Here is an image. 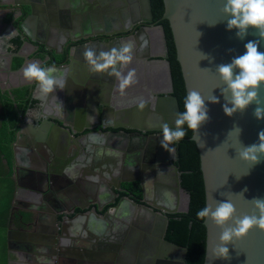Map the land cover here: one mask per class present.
<instances>
[{"label":"crops","instance_id":"1","mask_svg":"<svg viewBox=\"0 0 264 264\" xmlns=\"http://www.w3.org/2000/svg\"><path fill=\"white\" fill-rule=\"evenodd\" d=\"M27 1L0 0V98L8 100L16 112L19 103L29 91L27 106L19 116L18 123L10 126L15 129L14 140L18 139L15 144L14 140L10 144V161L8 162L7 157L0 154V190L4 189L8 195L4 203L0 201V231L3 236L2 241L5 246L7 245L5 264H59L58 261L55 262L56 255L52 243L42 232L49 223L50 213L53 212V208L60 206L63 209L74 206L76 211H80L77 205L87 204L89 207L94 205L95 199H104L106 191L102 181L106 180V175L103 172V176L99 178V171L95 167L92 173L96 174H91L89 169H83L87 166L83 162L79 165L73 164L70 171H63L60 174L48 173L45 157L29 144L40 135L39 131H36L39 120L43 115L65 118V129H72L70 135L66 134L68 140L78 134L75 128L79 126L83 128L85 122L91 124L90 129L83 128V131L90 133L82 137L88 141L90 149H100L101 144L108 146L107 143L121 145L123 142L126 145L130 141V137L106 138L95 132V129H99L97 117L104 106L98 101L108 103V110L103 112L106 121L122 122L126 131L134 130L132 128L134 124H141L144 127L152 125L153 116H156L162 124L169 114L166 105H161L155 110L154 103H159L158 97L165 95L169 90L163 61L164 40L158 28L153 26L145 28L138 34L137 31L131 35L116 33L117 40L111 44L108 42L106 46L102 42L107 39L101 35L96 36V42H85L84 33L88 31L100 33L124 29L131 20V15L135 12L138 14L141 0H49L48 4L43 0H31L34 13L31 18L23 20L25 14L18 15L16 11L18 6ZM16 36L20 38L17 47L14 41ZM141 37L148 42L143 52L139 50ZM69 41L72 58L63 69H57L56 72L58 77L66 80L65 88L57 89L46 98L42 97L37 83L27 82L22 70L28 63L34 61L39 62L42 67H51L49 60L44 61L46 57L43 52L57 56L55 54L63 51ZM127 41L135 44L134 58L131 64L123 69V73L126 75L129 69H135L138 83L121 94L119 81L115 77L89 71L83 53L86 47L107 51ZM79 43L82 46H78ZM74 44L76 45L73 47ZM17 59L20 60L19 65H16ZM114 87H117L115 92ZM30 99L34 101L33 105L30 104ZM87 101L93 104L86 105ZM141 101L144 102L142 109L139 107ZM93 118L94 122H92ZM6 125L7 119L3 116L0 106V129L1 126L7 130L11 129L10 124ZM19 125L21 130L16 136ZM47 128L49 132L46 138L54 152L53 155L63 160L69 152V148L65 146L63 148L64 133H61L62 129L58 126L50 127L48 124ZM138 140L146 147V141H141L140 138ZM14 145L15 151L12 149ZM107 150L116 163L110 179L122 172L125 177H134L135 165L130 160L132 158L128 157V160L123 162L122 150L116 153L113 149ZM93 159L97 161L94 156ZM143 177V191L147 198L153 199L157 196L162 200L171 195L163 177L154 180L148 171H145ZM137 187L141 195V189ZM180 195L182 196V193ZM178 200L179 198H176L173 208L183 209L184 201L180 206ZM101 212L97 210L95 214L97 216L92 215L91 210L79 212L66 221L63 233L71 260L65 264H89L87 257L92 252L91 248H94V242H100L94 228L100 225L98 220L102 221L104 217L99 215ZM136 224L137 220L133 225H129L128 229H136ZM149 227L145 226V228ZM49 249H53V253ZM131 250L130 254H119V258L124 259L126 264H133L136 259L134 254L136 250ZM114 252L109 254H118ZM90 257L97 258L93 254ZM116 258H103V260L114 263Z\"/></svg>","mask_w":264,"mask_h":264},{"label":"water","instance_id":"2","mask_svg":"<svg viewBox=\"0 0 264 264\" xmlns=\"http://www.w3.org/2000/svg\"><path fill=\"white\" fill-rule=\"evenodd\" d=\"M43 1L48 4L49 0ZM162 3L163 11L159 19H166L168 21L186 96L192 90L200 92L205 98V104L209 110L208 115L210 119L202 124L199 133L195 135L192 132L190 136L198 151L199 169L204 190V207L210 205L215 208L217 201L228 199L234 204L237 216H243L244 214L251 215L254 210L250 201L253 198L264 199V156L259 158L260 162L258 164L250 165L249 161L239 158L238 152L242 146H250L259 142L258 133L264 130V120H257L254 117L253 113L257 107L254 103L245 111H237L231 117L225 115L222 106L226 101L225 97L221 94V89L225 85L222 83L216 69L218 65L230 63L234 57L243 55L246 51L244 45L248 41L260 39L258 32L256 29L249 28L248 34L244 39H239L236 36V29L227 30V20L230 17H226L222 13L224 0H162ZM16 12L18 15L25 14L23 20L31 18L34 13L32 1L28 0L25 4L18 6ZM159 19L153 20L152 18L150 0H141V8L138 14L135 12L131 15V20L127 22L128 24L124 26V29H119L117 33L131 35L134 31H137L136 33L138 34L143 32L147 26H155L164 40L162 27L157 24ZM84 34L86 38L85 42L90 43L96 42V36L101 35L109 40L102 42L105 46L108 42L111 44L117 40L116 32L113 31H102L100 33L88 31ZM70 45L69 41L64 46L63 51L55 54L57 56H54L53 53L43 52L46 57L44 61L49 60V66L63 69L72 58ZM78 46H82L81 43ZM164 50H166L165 45ZM258 51L264 52V40H260ZM163 61L166 67L169 90L165 95L158 97L159 99L157 100L160 101L159 103H154V109L157 110L161 105H166V110L169 114L163 122L168 123L174 129V120L179 109L175 96L171 94L168 61L165 58ZM22 64L23 62L20 67ZM236 71L238 72L239 70L237 69ZM213 96L219 99V103L209 102V99ZM260 97L264 101V85L261 86ZM98 102L104 106L101 108L102 112L97 117L99 129H95V132L102 134L106 138L108 136L130 137V141L126 145L130 150L135 149L131 153L132 155L128 156L132 158L131 161L135 165L134 177H125L122 169V173L110 179L111 171L105 170L103 167H100L99 162L94 163L92 160L98 148L90 149L88 141L82 138L86 137L84 136L85 134L78 128H75L78 134L73 135L68 140L66 134L70 135L72 129H65L66 119L62 117L43 115L39 120V126L36 127V131H39L40 135L29 144L45 157L48 163H45L48 173L54 172L55 174H60L63 171H70L73 164L79 165L82 162L78 159L81 155L87 158V168L84 167L83 169H89L90 173L95 175L96 173H92V171H94V167L97 168L99 178L103 176V172L105 173L106 180L102 181V185H104V190L111 198L108 202H106V199H102V202L95 199L94 205L89 209L93 211L92 215L94 216H97L95 215L96 211L100 209L101 205L114 201V197L117 195V191L121 188L120 185L122 183L136 181L141 189L139 200L131 198V195L129 196L127 193L128 195L119 197L117 201V204L125 201L133 208L132 216L137 220L136 225L138 227L140 226V228L144 229L145 226H150L145 230L147 233L139 230V228L133 229L134 238L138 239H135V242L140 241V243H145L148 248L146 251L141 252V255L136 256L134 253L136 259L132 263L170 264L175 262V264H183L185 247L173 244L163 238L167 225V214L186 211L188 194L179 185V172L177 167L172 163L173 158H169L167 151L161 147L163 139L161 122L156 116H153L152 125L144 127L141 124H134L132 127L134 130L126 131L123 129L125 125L122 122L114 121L109 123L106 121L103 112L104 110H108V103ZM91 104L93 103L86 102V105ZM48 124L50 127L58 126L62 129L61 133H64L63 138L65 142L63 148L64 146L69 148V152L63 160L53 155L54 152H52L53 150L47 141L46 136L49 130L48 128L46 129V126ZM90 125L85 122L83 127L90 129ZM236 126L241 129L239 135L237 131H234V127ZM19 127L16 136L19 135L21 130V125ZM105 127H111L112 129L120 127V130L104 129ZM50 131L52 130L50 129ZM146 131L150 133L146 134ZM138 138L141 141L147 142L146 147L142 146L141 142L139 143ZM17 141L18 139L15 138L14 144ZM12 149L13 151L16 150L15 145L12 146ZM121 156L123 162L128 160V157L126 158L124 154ZM104 163L105 161L102 159V164L104 165ZM145 171H148L154 180L163 177L165 179V186L169 192L175 195L182 193L184 199L183 209L176 210L170 207V204L166 205L165 202L168 203V201L157 203V200H160V197L157 196L153 199L147 198L143 191V174ZM245 189L247 190L245 191ZM240 193H243V195ZM77 207L83 209L87 208L88 205H77ZM60 208L62 207L55 208L50 213L49 223L42 230L48 241L52 243L51 246L54 249L57 248L54 245L56 238L62 237L66 221L73 218V216L71 218L68 217V214L63 212V208ZM103 216L107 217L108 214ZM202 224L205 227L202 264H264V232L253 228L243 239L226 245L229 248V259H215L213 250L219 243L221 229L216 227L211 220L207 221V225L203 221ZM49 251L53 253V249H49ZM99 252L101 258L98 257L99 255L94 254L93 251L88 255L89 264H96L93 262L96 259H99L97 261L98 264H126L124 259L119 258V254L110 255L109 251L104 252V250H100ZM91 254L98 258L90 257ZM178 254L180 257L176 261ZM113 257H117L114 263L103 260V258L110 259Z\"/></svg>","mask_w":264,"mask_h":264},{"label":"clouds","instance_id":"3","mask_svg":"<svg viewBox=\"0 0 264 264\" xmlns=\"http://www.w3.org/2000/svg\"><path fill=\"white\" fill-rule=\"evenodd\" d=\"M222 13L230 17L227 20V30L236 29L237 38L244 39L249 28L256 29L260 37L259 40H250L244 45L246 51L243 55L234 57L230 63L217 66L216 71L225 85L221 89L226 101L222 106L223 111L225 115L231 117L237 111H245L254 103L257 105L254 117L257 120H264V106H261L264 105V101L260 97L261 86L264 85V52L258 51L260 40H264V0H224ZM140 39L142 43L139 50L143 52L148 42L143 37ZM134 48L135 44L131 41L122 42L119 47L114 46L107 51L86 47L83 56L91 73L115 77L119 81V91L123 94L127 88L138 83L135 69H129L126 75L123 73V69L133 61ZM22 71L27 82L37 83L42 97L46 98L57 89L65 88L66 80L56 75L55 66L42 67L39 62L34 61L28 63ZM209 102L219 103V99L213 96ZM139 107L141 109L144 107L143 101ZM208 111L205 98L200 92L189 91L184 100V111L176 114L175 128H171L166 122L161 124L163 134L161 147L173 156L176 149L170 145L178 143L185 137L183 126L186 124L196 135L202 124L210 119ZM234 131L239 135L241 129L236 126ZM258 139V143L242 146L238 152L239 158L249 161L250 165L258 164L259 158L264 156V130L258 133ZM250 203L254 210L251 215L237 216L234 204L228 199L217 201L215 208L208 205L196 213L197 219L206 225L207 221L211 220L221 229L219 243L213 250L215 259H229V248L226 245L243 239L253 228L264 232V199L253 198Z\"/></svg>","mask_w":264,"mask_h":264},{"label":"trees","instance_id":"4","mask_svg":"<svg viewBox=\"0 0 264 264\" xmlns=\"http://www.w3.org/2000/svg\"><path fill=\"white\" fill-rule=\"evenodd\" d=\"M150 8L153 20L160 18L163 11L162 0H150ZM21 18V17H20ZM158 25L162 27L164 35L165 54L164 58L168 61L171 94L176 98L179 112L184 111V100L186 98L183 78L180 71L179 62L175 56V48L171 36V31L166 19H159ZM17 25V21H16ZM17 47L20 38H14ZM19 41V42H18ZM19 65L20 60L17 59ZM29 92V91H28ZM26 92L25 98L18 105V111L14 112L11 103L8 100L0 98V106L3 116L7 119V125L15 126L19 121V116L27 106L29 93ZM33 105L34 101L29 100ZM29 104V106H30ZM31 105V106H32ZM6 129L1 126L0 129V154L7 157L10 161V144L14 140L15 129ZM186 135L178 143L172 145L176 151L172 163L177 167L179 172V185L188 194L187 210L183 212H173L167 214V225L163 238L173 244L185 247L183 264H202L204 250V231L205 227L202 221L197 219L196 213L204 208V190L202 176L199 169L198 151L193 140L190 139L192 130L187 125L183 126ZM133 197L139 199L140 192L136 182L131 183Z\"/></svg>","mask_w":264,"mask_h":264},{"label":"flooded vegetation","instance_id":"5","mask_svg":"<svg viewBox=\"0 0 264 264\" xmlns=\"http://www.w3.org/2000/svg\"><path fill=\"white\" fill-rule=\"evenodd\" d=\"M147 27H151V26H147ZM117 35H121V33L118 32ZM43 55H45V54H43ZM115 90H117V87L113 88L114 92H115ZM83 128H80V126H79L78 129H81L83 131ZM104 129L120 130L118 128L112 129L111 127H105ZM82 133H84L86 135L88 132L86 133L85 131H83ZM145 133L147 134L150 132H145ZM104 145H106V144L104 143ZM107 145L108 146H100V149L96 150V153L93 155L94 158H97V161H95L93 159V157H92V160L94 163L99 162L98 164L100 165V167H103L105 170L111 171V173H112V169H114L116 167V163H115V160L111 158L112 156L110 155V151H108L107 149H109V148L113 149L115 151V153L119 150H122V154H124L126 158L129 155H132L131 153L135 151V149H133V150L128 149V146L123 144V143L121 145H119L117 143L116 144L107 143ZM170 146L173 147L172 145H170ZM145 152H146V150H145ZM174 154H173V156H171L170 153L167 152V156L169 158L170 157L174 158ZM88 156H90V155H88ZM78 159H79V161H82L83 163H87V158L84 157L83 155L79 156ZM102 159H104V161H105L104 165L102 164ZM130 160H132V159H130ZM107 180L110 181L109 179H107ZM132 182H136V181H132ZM132 182L122 183L120 185L121 188L117 191V195L114 197V201L110 202V203H104V205L100 206L99 210L102 212L99 213V215L108 214V216L103 217L104 220L101 218L102 221L99 219L98 223L100 225L94 228V231L97 235L96 237L100 241L99 243L94 242V244H93L94 248H91L94 254L99 255L100 250H102V251L104 250V252H107V251L113 252L114 249L116 252H118V254H123V253L130 254L129 251L132 249V250H136L135 254L137 256V255H141V252L146 251V249L148 248V246L145 243H140V241L135 242L136 238H134L135 234L133 233V230L131 232V228L128 229L129 225H133L134 221L136 220L135 217L132 216V213L134 211L133 208H131L128 205V203L125 201H122L119 204H117L119 197L124 196V195L129 194V196L131 195L130 196L131 198L135 199V197H133L134 195L132 193L131 188H129L130 186H132V184H131ZM136 186H138L137 182H136ZM110 198H111V196L108 193H106L103 200L106 199V202H108L110 200ZM176 198L177 199L179 198L178 202L180 203V206H181L182 201H183V197L180 195V193H177L176 195L171 193V195H169V197H165L166 201H168V203L165 202V204L166 205L170 204V207H173V205L176 201ZM165 199L157 200V203L158 202H164ZM97 200H101V199H97ZM103 200H101V202ZM135 200L138 201L139 199H135ZM58 208H56V209H58ZM90 208H91V205L87 208L80 209V211H76L74 206H71L69 208L64 207L63 212L67 213L68 217L71 218L72 216L76 215V213L88 212ZM60 209H62V208H60ZM53 210H55V208H53ZM137 228H139V230H143L144 232H145V230H147L146 228H144V229L140 228V226L139 227L137 226ZM145 233H147V231ZM64 238H65V235H64V233H62V237L59 239L56 238V241L54 244L57 247L55 249V255H56L55 262L58 261L59 264H65L66 262H69V260H71V258L68 256L71 254L68 251L67 247L65 246V244L67 242H65ZM136 240H138V239H136ZM98 257L101 258V255H99ZM179 257L180 256L178 254L176 261H177V259H179ZM91 261H93V260H91ZM97 261L98 260L96 259L93 262L98 264ZM170 264H175V262H172Z\"/></svg>","mask_w":264,"mask_h":264},{"label":"rangeland","instance_id":"6","mask_svg":"<svg viewBox=\"0 0 264 264\" xmlns=\"http://www.w3.org/2000/svg\"><path fill=\"white\" fill-rule=\"evenodd\" d=\"M10 196H11V194H10ZM7 197H8L7 191H5L4 189L0 190V201H2L4 203V201L6 200ZM182 197H183V195H182ZM183 201H184V199H183ZM2 239H3V236L1 235V231H0V264H5V255H6L5 249L7 248V245L5 246Z\"/></svg>","mask_w":264,"mask_h":264}]
</instances>
